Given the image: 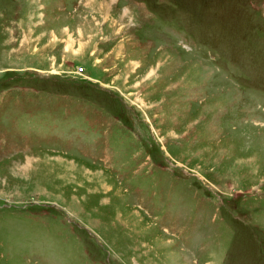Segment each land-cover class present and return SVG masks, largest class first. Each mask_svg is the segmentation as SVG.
Here are the masks:
<instances>
[{"label": "rangeland", "instance_id": "rangeland-1", "mask_svg": "<svg viewBox=\"0 0 264 264\" xmlns=\"http://www.w3.org/2000/svg\"><path fill=\"white\" fill-rule=\"evenodd\" d=\"M0 264H264V0H0Z\"/></svg>", "mask_w": 264, "mask_h": 264}]
</instances>
